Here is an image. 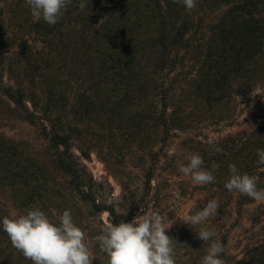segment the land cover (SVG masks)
Here are the masks:
<instances>
[{"label":"trees","instance_id":"1","mask_svg":"<svg viewBox=\"0 0 264 264\" xmlns=\"http://www.w3.org/2000/svg\"><path fill=\"white\" fill-rule=\"evenodd\" d=\"M73 2L72 12L80 11L76 17L81 18L78 24L84 30L77 32L74 26L65 34L60 25L35 22L38 37L34 40L42 48L30 46L27 37L15 50L14 65L24 70L26 79L35 78L40 65L37 57L45 55L49 64L48 38L68 37L67 55L77 50L75 61L81 74L75 98L62 109L55 107L42 87L30 86L33 80H24L29 86L24 82L1 85L0 93L15 106L19 119L40 129L56 149L54 165L69 179L73 191L91 204L94 214L107 212L112 223L122 219L114 206L103 201L105 194L81 162V158L89 160L91 152L76 147L77 137L64 128L69 120L67 110L87 120L94 107L99 132L116 142L137 144V149L151 157L150 166L145 165L143 171L146 193L152 192L156 178L168 182L180 173L179 165L186 163L189 154L199 153L203 167L213 172L216 181L195 188L206 203L214 198L219 201L217 216L205 227L218 233L225 247L223 258L234 264L238 244L232 246L231 233L239 229L246 237L237 264H264V203L224 187L228 166L235 164L241 173L258 177V187L264 188V166L257 164V149H264V0H197V8L191 12L172 0L127 4L123 0H89L83 11L78 0ZM85 12L94 17H84ZM255 90L261 92L256 111L240 120L238 98ZM109 93L118 95L116 100L110 101ZM129 110L132 112L125 116ZM225 128L238 130L223 135ZM211 134L219 137L213 139ZM97 144L104 146L105 140ZM97 147V154L103 155L101 160L124 192L121 162L106 154L107 148ZM73 148L80 157L71 153ZM1 231L0 215V236Z\"/></svg>","mask_w":264,"mask_h":264},{"label":"rangeland","instance_id":"2","mask_svg":"<svg viewBox=\"0 0 264 264\" xmlns=\"http://www.w3.org/2000/svg\"><path fill=\"white\" fill-rule=\"evenodd\" d=\"M129 1L133 0H123L126 4ZM75 7L76 3L73 2L65 11L63 18L56 25L48 27L63 26L64 30L59 28L65 34H69L74 26L77 32L83 31L84 26L78 24L81 18L76 17L80 11L72 12ZM87 16L92 19L93 15L85 12L84 17ZM70 22L73 24L70 25ZM33 23L35 22L30 16L25 0H0V87L33 80L30 86L42 87V93L51 98V103L62 109L63 105L68 106L69 100L75 98L74 89L81 83L80 70L76 64L77 60L75 61L77 50L68 56L70 41L68 37L61 38L60 34L49 37L45 51L50 55L49 64L45 55H39L37 63L40 65L38 64L36 77L26 79L24 70L20 71V67L14 65V56L17 46H20L27 37L30 46L41 50L42 44L34 40V37L38 36ZM88 23L85 22L84 25L88 26ZM260 94V91L255 90L240 100L238 98L239 112L242 110L240 120L246 117V112L248 115L256 111L255 106ZM106 97L114 101L118 95L112 96L109 93ZM71 111H66L69 113V120L65 121L64 128L73 134L72 137H77L76 147H80L85 153L91 152L90 159L81 158V162L89 176L98 184L100 193L105 194L103 201L114 206L124 221H131L135 215L150 214L153 211L159 212L166 221L175 220L176 223L167 234L173 238L176 264H201V258L206 252L202 242L196 239L195 232L199 227H205L217 215L196 228L182 222L186 216L194 214L206 204L190 178L181 173L173 174L168 182H161L156 178L151 184L152 192L146 193L143 171L146 170L145 165L150 166L151 157L140 151V147L137 149V144L123 140L116 142L99 132L100 127L96 121L98 114L94 107L91 108V115L87 120L82 114H74L76 112ZM131 112L129 110L125 116ZM237 130L238 128H225L223 135ZM210 137L216 139L219 135L211 134ZM103 140L104 146L97 144ZM97 146L107 148L105 153H110L121 162L119 177L126 184L127 189L124 192L119 180L113 177V172L101 160L103 155L97 154L99 151ZM91 147L94 148L90 150ZM142 147H147V144ZM170 149L174 151L173 147ZM56 153V149L48 144L41 130L19 119L15 106L0 93L1 217L16 216L25 213L29 208L39 207L53 222H58L62 212L69 209L75 223L86 233V242L94 257L93 264H107L106 254L100 250L98 244L91 242V238L98 234L104 221L110 222L109 214L107 212L94 214L91 204L83 202L73 191L69 179L54 165ZM71 153L81 156L76 148L71 149ZM131 165L136 167L133 168ZM1 232L0 264H31V261L12 247L7 234L3 230ZM243 237H246L243 230H232V246L238 244V248L233 252L234 264L242 258L241 251L245 243L242 241Z\"/></svg>","mask_w":264,"mask_h":264},{"label":"clouds","instance_id":"3","mask_svg":"<svg viewBox=\"0 0 264 264\" xmlns=\"http://www.w3.org/2000/svg\"><path fill=\"white\" fill-rule=\"evenodd\" d=\"M172 2L182 4L188 12L197 8V0ZM72 4L73 0H25L32 20H42L50 26L56 25ZM88 4L89 0H78L81 11ZM215 151L222 153L223 149L216 147ZM257 157V164L264 166V149H257ZM185 159L186 163L179 165V172L189 177L193 184L205 186L215 183V175L203 167L204 160L199 153L193 152ZM228 170L229 178L224 187L229 192L264 203V188L258 187V177L241 173L235 164H230ZM219 207V201L211 199L182 222L192 228L201 226L217 215ZM174 223L175 220L166 221L156 211L135 215L131 221L121 220L118 224L104 221L91 242L98 244L106 254L107 264H176L173 238L167 234ZM2 230L12 247L31 264H93L94 257L86 242V233L75 223L69 209L62 212L58 222H53L39 207H32L23 214L3 217ZM195 235L206 252L201 264H228L223 258L225 247L214 229L201 226Z\"/></svg>","mask_w":264,"mask_h":264}]
</instances>
